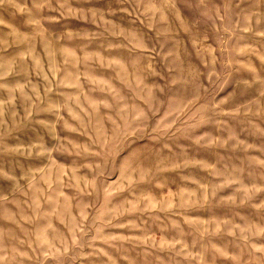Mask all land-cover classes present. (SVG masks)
<instances>
[{"label": "rangeland", "instance_id": "rangeland-1", "mask_svg": "<svg viewBox=\"0 0 264 264\" xmlns=\"http://www.w3.org/2000/svg\"><path fill=\"white\" fill-rule=\"evenodd\" d=\"M71 5L76 7L75 0ZM96 7L106 10L109 5L100 0ZM112 7L118 6L113 3ZM55 15L58 19L45 21L50 31L36 36L25 28L16 8L0 6V17L18 30L16 36H9L11 29L0 26V41L7 40L9 45L5 49L0 43V55L11 60L27 53L29 40L35 37L33 54L24 62L17 60L0 83L16 88L30 81L36 92L25 91L43 98L41 108L64 103L68 95L76 98L70 102L71 112H62L64 119L57 129L66 151L36 157L38 162L23 173L8 157H0V167L9 174L0 175V264H264V253L253 249V245L264 246V207L260 206L264 204V165L253 162L264 161V113L225 116L200 127L202 134L218 141L227 140L232 131L242 143L228 141L224 147L212 148L192 145L186 158L178 155L175 145L171 151L164 149L160 154L172 163L185 164L186 159L182 168L165 162L167 170L159 173L167 178L164 187L130 176L129 167H135L142 154L159 151L151 146L158 142L151 141L128 152L130 143L142 141L123 134L125 121L133 122L134 110L146 105L121 78L119 67L109 66L121 57L101 47L103 38L87 48H71L59 40L63 19ZM125 15L117 12L106 19L123 27ZM99 23L74 21L75 30L84 26L93 33L104 31ZM74 52L90 57L87 68L74 66ZM22 64L27 65V74L20 70ZM4 71L0 68V75ZM10 95L0 89V101L7 102ZM16 96L13 105L21 123L8 142L14 144L11 137L20 136L30 144L36 139L30 131L35 127L48 147L57 144L44 125L34 123L38 118L53 121L55 116L34 109L28 117L25 107L30 102L19 98L18 92ZM117 96L123 100L117 101ZM12 111L10 107L3 117L9 123ZM65 122L78 130L67 131ZM174 139L191 144L182 137ZM101 142L106 148L100 147ZM73 144L88 147L89 154L77 156ZM84 163L91 167H81Z\"/></svg>", "mask_w": 264, "mask_h": 264}, {"label": "clouds", "instance_id": "clouds-1", "mask_svg": "<svg viewBox=\"0 0 264 264\" xmlns=\"http://www.w3.org/2000/svg\"><path fill=\"white\" fill-rule=\"evenodd\" d=\"M75 2L76 7H72L71 0H31L29 7L28 0L22 4L16 0H0V6L8 4L16 8L18 14L24 17L25 28L36 36L49 32L45 21L58 19L55 14L59 13V18L63 19L59 40L71 48H87L89 44L101 43L103 38L101 47L121 57L112 60L109 66L114 64L119 67L121 78L146 105V109L134 110V123L125 121L123 134L142 141L140 144L135 141L130 143L128 152L134 153L151 141H157L151 146L159 148L157 152L142 154L136 166L129 167L130 176L137 175L139 180L164 187L167 178L159 176V173L167 170L166 161L172 168L186 166V159L185 164H180L162 156L160 153L164 149L171 151V146L175 145L179 149L178 155L186 158L192 145L212 148L224 147L228 141L242 143L232 131L227 140L218 141L206 133L202 134L200 127L225 116H258L264 113L261 104L264 101V0H222V4L215 3V0H107L109 7L106 10L96 7L100 0ZM113 3L118 7H112ZM117 12L126 14L122 18L123 27L106 19L116 16ZM90 19L92 23L100 22L98 27L102 24L104 31L93 33L84 26H79V31L75 30L78 26L74 21L87 25ZM137 21L140 23L137 24ZM0 26L11 29L9 36L18 34L16 27L2 17ZM109 37L123 39L117 42L109 40ZM34 39L29 40L27 53L11 60L0 55V68L6 69L0 80L12 71L17 60L24 62L33 54ZM52 40L59 44L54 35ZM0 43L5 49L9 46L7 40ZM89 59L88 56L81 58L73 53L76 67L84 64L87 68ZM64 62L68 63L67 60ZM20 70L27 74V65L22 64ZM68 86H78V83ZM26 88L36 92L30 81L16 88L0 83V89L11 94L7 102L0 101V157H8L9 162L19 167L22 173L33 168L38 162L36 157H51L53 152L67 150L57 129L64 119L62 112H71L70 102L76 99L68 95L64 103L41 108L43 98L38 94L29 95ZM49 90L46 85L45 91ZM17 92L19 98L30 102L25 107L28 117L34 109L38 114L55 116L53 121L38 118L34 123L44 125L52 139L58 141L57 144L48 147V141L35 127H31L30 131L36 139L30 144H25L20 136L11 137L14 144L8 142L12 130L18 129L21 123L13 105ZM128 95L132 99L131 94ZM222 95L225 98L222 99ZM121 100L123 98L117 96V101ZM10 107L13 110L11 123L3 118ZM64 129L70 132L78 130L66 122ZM83 134L87 135V132ZM177 137L190 140L191 144H182L179 139H174ZM68 143L72 144V141ZM72 146L77 156L89 154V148L82 144ZM100 147L106 148V143L101 142ZM253 162L264 165V161L253 159ZM81 167L91 165L84 163ZM0 175L9 174L0 167ZM253 191L258 193L261 189L254 188ZM260 206L264 207V204ZM253 249L254 252L264 253V246L253 245ZM21 255L32 259L27 253Z\"/></svg>", "mask_w": 264, "mask_h": 264}]
</instances>
